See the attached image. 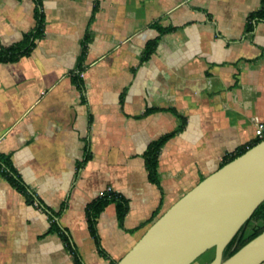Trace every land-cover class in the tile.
I'll use <instances>...</instances> for the list:
<instances>
[{
	"label": "crops",
	"instance_id": "obj_1",
	"mask_svg": "<svg viewBox=\"0 0 264 264\" xmlns=\"http://www.w3.org/2000/svg\"><path fill=\"white\" fill-rule=\"evenodd\" d=\"M261 5L41 0L42 33L30 52L0 62V154L25 190L0 175V264H76L50 230L51 213L82 264L117 262L226 155L254 141L264 125V19L250 15ZM37 25L34 0H0V49ZM174 131L154 183L145 152ZM107 186L128 210L121 224L115 202L98 216L104 258L86 207Z\"/></svg>",
	"mask_w": 264,
	"mask_h": 264
},
{
	"label": "water",
	"instance_id": "obj_2",
	"mask_svg": "<svg viewBox=\"0 0 264 264\" xmlns=\"http://www.w3.org/2000/svg\"><path fill=\"white\" fill-rule=\"evenodd\" d=\"M264 201V139L181 196L115 264H261L264 230L230 256L224 251Z\"/></svg>",
	"mask_w": 264,
	"mask_h": 264
},
{
	"label": "trees",
	"instance_id": "obj_3",
	"mask_svg": "<svg viewBox=\"0 0 264 264\" xmlns=\"http://www.w3.org/2000/svg\"><path fill=\"white\" fill-rule=\"evenodd\" d=\"M34 1L37 4V15H38V25L35 31L25 34L23 36V39L19 41L18 43L10 47L0 49V62L15 61L19 57L23 55H27L30 52L34 44L35 39L41 35L42 33V12L40 9L41 0H34ZM250 18L251 19H255V18L264 19V0H262L261 8L251 13ZM155 43H156V40H152L147 43L145 54H144L145 58H147L152 53V51L154 50ZM73 75L75 77H79L78 73H74ZM182 127H180L178 130H180ZM177 131L165 134L159 137L158 139L152 141L149 144L145 152V162H146L148 177L150 181L154 183H158L157 162H158V155H159L160 149L165 143V141ZM263 139H264V136L262 138L256 137V139H254V141H252L250 144L239 147L234 153L226 155L220 167L226 164L227 162H229L230 160L234 159L235 157L241 155L247 149L254 146L255 144H257ZM0 175H3L18 190L25 191L23 187L21 186V184L19 183L17 172L12 166L9 157L6 155H2V154H0ZM26 195L31 203L35 201L31 197V195H28V194ZM110 202H115L116 207H117V218H118L119 224H121L128 210V203H127V200L123 196H121L119 193L113 192L111 194H106L104 196H98L95 200L89 203L86 207V221H87L89 232L95 241L98 253L104 258H109V256L107 255V253L105 252V250L102 248L100 244L96 225H97L98 216L103 211L105 206ZM159 210H160V207L153 213L152 217L150 218L148 222L152 221L156 217ZM55 216H56L55 213H51L52 219H51L50 230L58 232L60 234L66 247L69 249V251L73 255L75 263L82 264L78 252L76 251L75 247L71 243V240L69 239L68 233L59 226L58 222L55 220ZM252 222H259V224L257 223L256 225L252 226L250 231L247 232L246 230L248 229V227L251 225ZM263 230H264V201L255 209L251 217L245 222V224L241 227L239 232L229 242V244L225 248L224 255L230 256L235 251H237L240 247H242L245 243H247L249 240H251L256 235L261 233ZM208 252H210V250ZM212 257L209 258V260H211ZM111 262L112 264L116 263L115 261H111ZM206 262L202 264H205Z\"/></svg>",
	"mask_w": 264,
	"mask_h": 264
},
{
	"label": "built area",
	"instance_id": "obj_4",
	"mask_svg": "<svg viewBox=\"0 0 264 264\" xmlns=\"http://www.w3.org/2000/svg\"><path fill=\"white\" fill-rule=\"evenodd\" d=\"M77 73H78L79 76H81V77L83 76V72L82 71H79V72L77 71ZM256 136L259 137V138H262L264 136V125L263 124H259L258 125V129L256 131ZM113 192H115L113 190V188L111 186H107V187H105L104 189H102V190H100L98 192V196H104L106 194H111ZM32 204L34 206H36V207H40L39 203L36 200L33 201Z\"/></svg>",
	"mask_w": 264,
	"mask_h": 264
},
{
	"label": "rangeland",
	"instance_id": "obj_5",
	"mask_svg": "<svg viewBox=\"0 0 264 264\" xmlns=\"http://www.w3.org/2000/svg\"><path fill=\"white\" fill-rule=\"evenodd\" d=\"M250 227V226H249ZM248 227V228H249ZM247 231V230H246ZM213 254H214V250L212 249V250H210V252H206V253H204V254H202L196 261H194L192 264H202V263H204V262H206V261H208L209 260V258H211L212 256H213Z\"/></svg>",
	"mask_w": 264,
	"mask_h": 264
},
{
	"label": "flooded vegetation",
	"instance_id": "obj_6",
	"mask_svg": "<svg viewBox=\"0 0 264 264\" xmlns=\"http://www.w3.org/2000/svg\"><path fill=\"white\" fill-rule=\"evenodd\" d=\"M206 253V252H205ZM198 259V258H197ZM196 261V260H195Z\"/></svg>",
	"mask_w": 264,
	"mask_h": 264
}]
</instances>
